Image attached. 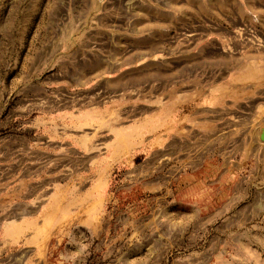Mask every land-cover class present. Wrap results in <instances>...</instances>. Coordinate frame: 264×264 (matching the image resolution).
<instances>
[{"label": "rangeland", "instance_id": "374dc122", "mask_svg": "<svg viewBox=\"0 0 264 264\" xmlns=\"http://www.w3.org/2000/svg\"><path fill=\"white\" fill-rule=\"evenodd\" d=\"M0 264H264V0H0Z\"/></svg>", "mask_w": 264, "mask_h": 264}]
</instances>
